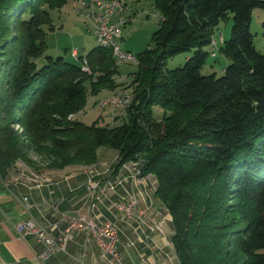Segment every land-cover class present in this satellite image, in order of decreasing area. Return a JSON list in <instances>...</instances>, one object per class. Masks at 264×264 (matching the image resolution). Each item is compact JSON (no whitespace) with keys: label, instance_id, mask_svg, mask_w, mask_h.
Masks as SVG:
<instances>
[{"label":"trees","instance_id":"obj_1","mask_svg":"<svg viewBox=\"0 0 264 264\" xmlns=\"http://www.w3.org/2000/svg\"><path fill=\"white\" fill-rule=\"evenodd\" d=\"M68 2L0 0V174L18 159L35 164L30 151L62 168L96 162L102 146L116 149L115 171L138 161L157 178L179 264H264V53L250 29L264 0H153L162 19L135 53L119 125L74 117L90 95L120 85L110 46L77 52L80 63L46 53L52 11ZM230 14L232 33L220 46L230 62L221 76L205 74L216 55L207 47ZM188 51L184 65L168 67Z\"/></svg>","mask_w":264,"mask_h":264},{"label":"crops","instance_id":"obj_2","mask_svg":"<svg viewBox=\"0 0 264 264\" xmlns=\"http://www.w3.org/2000/svg\"><path fill=\"white\" fill-rule=\"evenodd\" d=\"M132 10L135 13L134 9ZM106 91L113 90L105 88L99 93H106ZM92 97L94 101L97 100L94 99L95 95ZM82 111L75 113L74 117L76 118ZM29 155L32 159L39 161L40 167L35 168L27 161L19 159L9 169L7 175L0 174V264H106L107 262L110 264L101 256L96 240L84 232H74L73 237L66 242L65 250L58 251L49 259L42 261L38 258V254L43 250V244L32 235L18 236L11 224L12 219L25 218L31 214L47 227L55 224V236L61 235L67 226L68 218L77 211H82L92 218L103 219L104 217L114 222L118 220L120 224L124 220H120L119 213L112 207L111 202L122 195L128 196L129 190L134 191L132 194H135V188L141 204L145 205L149 216L153 214L155 221L159 218L154 212L155 207L162 204L168 212L162 201L155 195L154 185H157V178L153 174L142 175L140 180H126L119 186L117 193L99 202L94 208L90 207L87 186L90 173L95 170L99 172L98 179L114 178L117 175H126L129 171H134V165H140L138 161H129L115 171V165L119 159L118 150L102 146L98 149L96 162L69 164L62 168L48 167L33 151H30ZM111 156L114 158L111 159ZM150 180H154L155 184L146 185ZM24 197H27V200H24ZM26 201L29 203V210L26 208ZM169 215L170 217L163 223H158L161 225L160 231L170 230L169 232L172 233L173 221L170 213ZM121 225V231L128 236L136 232V227L133 229L127 221ZM172 235L169 236L170 239ZM165 237L159 233L154 236L155 247L160 248L162 252L172 253L168 257L164 256L160 264H175L173 258L176 257L178 261L176 251L173 246L165 245ZM131 241L130 239L125 245L131 246ZM138 242L134 249L143 246L142 242ZM160 250L156 254H160ZM141 251L142 249L138 251L140 257L145 253Z\"/></svg>","mask_w":264,"mask_h":264},{"label":"rangeland","instance_id":"obj_3","mask_svg":"<svg viewBox=\"0 0 264 264\" xmlns=\"http://www.w3.org/2000/svg\"><path fill=\"white\" fill-rule=\"evenodd\" d=\"M126 5H128L127 10L124 9L116 16L126 19V21L121 25L122 35L118 41V45L123 50L128 49L133 53H137L150 44L153 32L160 25L159 18L157 16L159 13L153 0H127ZM132 9H134L135 13H133ZM52 18L53 23L56 25V29H47L46 40L48 47L46 53L52 54L53 56L63 55L67 60L80 63L81 60L76 58V56L73 55V52L76 50L78 55H85L98 43L95 36V28L90 22V19L85 15V13L75 10L74 0H69V2L60 10H53ZM233 22V14H230L227 19H222L216 27L214 32L215 40L212 43V46L209 45L207 47L208 49L214 50L216 55L213 53L208 56L205 65L201 69L203 73L209 74L215 72L217 76H221L224 73V67L230 62V60L223 54L222 51H220V46L223 45L224 40L229 39L231 36ZM250 29L254 34V43L256 48L264 53V7L258 6L253 9ZM191 54L192 51H188L171 57L168 60V67L174 68L184 65L187 56ZM117 62L119 64V73L116 78L120 85L115 89H111L113 90L112 92L106 91V93H98V95H95L94 97V99H97L95 101L93 100V95H90L84 111L76 116L78 120L85 123H91L99 117V122L102 125H119L125 119L127 120L126 109L110 110L106 107H100L102 106L100 101L103 98L115 93V91L129 89L127 84L132 79V73L138 68V63L133 60L118 59ZM163 111L164 109L162 107L154 106L155 116L163 114ZM16 127L19 128V125H16ZM110 158L112 159L114 156H111ZM33 161L35 164H32V166L35 168H38L37 166L40 167V164L38 163L39 161L34 159ZM123 176H125V174ZM154 184V180H150L146 183V185L149 186ZM135 191H137L136 188ZM133 192L134 191L129 190L127 195H130ZM139 206L140 208H146L145 205L141 204V201ZM154 212L159 216L157 221L153 219V214H150V216L148 214L147 217L134 216V218L128 219L123 218L122 213L119 212L120 220H124L121 222L122 224H125V221H127L130 225H132L133 229L136 227V232H134L132 236H128L121 231V223L119 224L118 220L115 222L118 227L117 245L123 264H160V262L163 261L162 258L164 256L168 257V255H172L170 252L165 253L164 251L162 252L160 248L155 247L156 243L154 241V236L157 233L163 236L165 235V245L168 247H170V245L173 246L172 240L169 236L174 233V226L172 233L169 232L170 230L168 232L166 230L165 232L160 231L159 229L151 230L148 226H153L155 223H163L166 218L170 217V215L162 204L158 205L157 208L155 207ZM103 219L105 218L103 217ZM162 228H165L164 225H162ZM130 239L132 240L130 242L131 246L127 247L125 244ZM138 241L142 242L143 246H139L137 249H134L133 247L137 246ZM152 247L154 248L151 249ZM140 249H142L141 252H145L142 257L138 255V251H140ZM159 250L161 251L160 254H156ZM173 259L175 260H173V263L177 264L179 262L176 257ZM106 264L109 263L107 262Z\"/></svg>","mask_w":264,"mask_h":264},{"label":"built area","instance_id":"obj_4","mask_svg":"<svg viewBox=\"0 0 264 264\" xmlns=\"http://www.w3.org/2000/svg\"><path fill=\"white\" fill-rule=\"evenodd\" d=\"M78 8L85 10L93 16V20H95L94 31L98 42L119 41L122 33H115L113 31V24L121 23V19L107 13V9L94 8L92 4L84 0H78ZM127 8L128 5L119 7V9L126 10ZM98 22H106V29H98ZM73 55L78 58L76 50L73 52ZM124 55L136 56L135 53L129 50L128 52H121L120 57ZM81 68L84 69L83 65H81ZM122 99L104 103L100 107H106L110 110L125 109L126 107H120V100ZM97 175H99V172L95 170L89 174L87 179L89 183L88 199L91 208H94L99 202H102L112 194L117 193L119 186L126 180L134 181V171H129L125 176L117 175L114 178L105 179H98ZM24 200H27V197H24ZM140 201L141 199L137 197V191H135V194H130V199H123L122 195L113 200L111 205L118 213H122L124 218V212H131L134 215L136 211H143L139 206ZM26 208L29 210V203L27 201ZM143 213L146 216L148 215L147 211H143ZM11 224L18 236L32 235L43 244V250L38 254V258L42 261L49 259L58 251L65 250L66 242L73 237L74 232H84L87 236H92L97 243H102L104 253H101V256L104 259L108 260L111 264H123L117 245L118 227L114 221L92 218L82 211H77L68 218L67 226L60 236H55L54 234L55 224L52 227H47L38 222L31 214L25 218L12 219Z\"/></svg>","mask_w":264,"mask_h":264},{"label":"bare ground","instance_id":"obj_5","mask_svg":"<svg viewBox=\"0 0 264 264\" xmlns=\"http://www.w3.org/2000/svg\"><path fill=\"white\" fill-rule=\"evenodd\" d=\"M84 1L92 4L94 6V8L107 9V13H109L110 15H115V17L120 12H122L124 10V9H119V7L126 6V4H127V0H84ZM74 8L77 11L85 13V15L90 19V22L93 24V26L95 28V20H93V16L91 14H89L88 12H86L85 10H80V8H78V0H74ZM157 16L160 19L162 15L158 14ZM117 18L121 19L122 21H121V23L113 24V31H115V33H121V31H122L121 25L126 21V19L123 17H117ZM98 29H106V22H98ZM97 41H98V38H97ZM98 43L102 44V45L110 46L113 49V53L117 57V59L133 60L135 62H138L137 57L134 55H124V56L120 57L121 52H128V51L121 49L120 46L118 45V42L103 41V42H98ZM83 67L85 70L88 69V65L86 63V60H84V62H83ZM120 98H123L122 100H120V107H126L130 103V101L132 99V95L128 90H125V89L118 90L117 92L103 98L100 101V104L103 106L104 103H109L111 101H115V100H118ZM133 168H134V179L140 180V178L143 175L142 167L140 165L136 164L133 166ZM157 185H158V181H157ZM157 185H154V190H156ZM87 186H88V190H89V183L88 182H87ZM123 199H130V195L123 196ZM141 210L147 211L146 208H141ZM143 211H136V212H134V215L131 212H124V218L130 219V218H134V216L147 217L146 214L143 213ZM149 227L151 230H155V229L161 230V225L158 223H155V225H153V226L150 225ZM96 244H98V246L101 250V253H104V246H102V243H96Z\"/></svg>","mask_w":264,"mask_h":264}]
</instances>
